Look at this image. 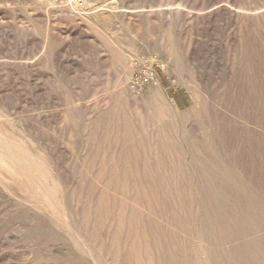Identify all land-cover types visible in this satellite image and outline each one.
I'll list each match as a JSON object with an SVG mask.
<instances>
[{
  "label": "rangeland",
  "instance_id": "374dc122",
  "mask_svg": "<svg viewBox=\"0 0 264 264\" xmlns=\"http://www.w3.org/2000/svg\"><path fill=\"white\" fill-rule=\"evenodd\" d=\"M61 2L0 0V264H193L197 223L216 264H264V212L221 158L201 184L183 146L173 159L148 152L162 124L135 110L150 98L151 68V98L189 109L187 130L204 147L217 113L226 148L264 187V106L247 98L251 86L264 90V0H79L73 14ZM236 63L241 90L227 95ZM200 74L224 112L192 101Z\"/></svg>",
  "mask_w": 264,
  "mask_h": 264
},
{
  "label": "bare ground",
  "instance_id": "6f19581e",
  "mask_svg": "<svg viewBox=\"0 0 264 264\" xmlns=\"http://www.w3.org/2000/svg\"><path fill=\"white\" fill-rule=\"evenodd\" d=\"M94 1V2H92ZM117 0H103L102 3H98V0H83V2L85 3L86 6H90V5H94L96 8H104V9H117L118 6L116 5ZM57 3V2H56ZM60 7L63 8V10L67 11L70 14L73 13H80V4H79V0H62ZM261 15V14H260ZM102 19H104L103 21L106 23L109 21V17L104 16ZM242 57V56H241ZM175 59V58H174ZM243 59H245L247 61V70H248V53H246V56H243ZM180 61V60H179ZM177 62V61H176ZM178 65V62H177ZM176 65V66H177ZM152 66V65H151ZM234 66V81L233 83H231L230 85V91L232 92L231 94L228 93L227 95H237L239 93L240 86V80H241V66L239 63H236L233 65ZM178 67V66H177ZM204 67V66H203ZM184 72V71H183ZM187 72V71H186ZM195 72V71H194ZM144 73L148 74L151 73V76L149 77V79L151 80H147L145 81V85L147 86L148 84H150L151 86L148 88V91L150 93V98L148 97L146 102L143 103H135V110L136 113L138 115L141 114V111L143 110V108L147 111L146 113H148L149 116H156L158 120V122L162 125H160V127H153V131H152V135H149L148 132V138L147 139V145L149 147H147L149 150L148 152L153 155V157L158 158L160 161L164 160L165 157H168L169 159H173L174 154L175 155H181L185 161V163L188 164V169L193 173V175L198 178L201 182V184L203 183V180H207V178L211 181L215 180L216 177L214 175V170H216V161L217 156L220 157V162L224 167V170L226 172H228V174L226 175L227 179H229L231 181V183H233L234 185L238 186L239 188H241L245 194L251 199V201L253 203H255L256 205H258L261 210L264 212V187H262V184L256 183L253 180V177L250 176L244 169L240 168L238 163L235 161L234 157V153L233 151L229 150L226 148L225 146V141H222V138L224 136V140H225V135H224V131L221 129V127L223 126V119L219 120L217 117V113L214 116L215 121H214V128H212V133L209 135V137H207L208 142H209V146L208 147H204L202 145H200L199 143H197L196 141H194L193 136L189 133V131L187 130V128L189 127V122L191 121V116L189 113V109L187 110H182L181 108L177 107L173 100L172 97L168 94L166 95L164 98H161L158 102L154 101L151 98V94L154 93L153 90V86H159L160 81L157 78V75L154 74L153 70L151 71V68H147ZM196 73V72H195ZM202 73V72H201ZM228 73V72H227ZM205 75V74H204ZM204 75L200 74L199 77H195L197 82V87L200 88L201 90H199L198 92H200L201 94H198L197 92H193L191 91V95H192V101H195L196 107L199 108V106L201 105V97H203L205 100H207L208 102H213L214 104H212L213 107V111L217 112V110L219 111H223L222 109H220L216 103H222L223 97H221V95L219 94V92L216 90V84L211 86L210 85V80L207 78H204ZM248 75V72H247ZM206 77V76H205ZM208 77V76H207ZM218 82V81H217ZM134 85V84H133ZM195 85V84H194ZM249 85V83H248ZM193 87V86H192ZM134 89L136 87H133ZM189 88V87H188ZM251 91L250 88L248 90V95L247 98L249 97V103L252 105L259 106L261 103V100L263 102V106H264V90H261L260 88H257L256 86L253 87L251 86ZM219 89V88H218ZM243 94V93H242ZM201 95V96H200ZM241 98V97H240ZM259 98V99H258ZM154 102H153V101ZM216 102V103H215ZM215 105V106H214ZM217 106V107H216ZM222 107V106H221ZM189 110V111H188ZM200 110V109H198ZM246 110V108H245ZM257 110H259L257 108ZM194 111V110H192ZM208 111V110H207ZM225 111V110H224ZM223 111V112H224ZM144 112V111H143ZM206 112V111H205ZM252 112V111H251ZM256 112V111H255ZM195 113V112H194ZM253 113V112H252ZM199 114V113H198ZM262 114L264 115V108L262 111ZM192 115V114H191ZM209 115V114H208ZM198 116V115H197ZM196 116V117H197ZM194 118V117H193ZM208 119V118H207ZM197 120V119H196ZM206 120V119H205ZM166 122L169 123L170 126H172L171 129V134L172 136L169 137V133H167L166 131L169 130L168 128L170 126L166 125ZM208 123V122H207ZM197 124V123H196ZM204 124V123H203ZM248 125V124H247ZM171 128V127H170ZM190 130V128H189ZM200 137V136H199ZM1 142V141H0ZM204 142V141H203ZM223 142V143H222ZM173 143H176L175 147H172ZM230 144V143H229ZM10 146V145H9ZM178 146H183L179 152L175 153L173 151V148H176ZM2 149V148H1ZM176 150V149H175ZM3 151V150H2ZM145 151V149H144ZM178 155V156H179ZM150 157H152L150 155ZM212 161H210V159ZM124 162V161H122ZM218 162V161H217ZM128 162H126L127 164ZM128 165V164H127ZM220 165V164H219ZM218 165V166H219ZM196 166L198 168H196ZM129 167V166H128ZM199 169V170H198ZM117 170V169H116ZM202 171V173L200 172ZM222 171V170H221ZM122 173V172H121ZM125 173V172H124ZM123 175V173H122ZM126 177V175H125ZM127 178V177H126ZM127 181L122 180V184H124ZM127 188V186H126ZM157 189V188H156ZM155 192V191H154ZM157 192V190H156ZM162 192V191H161ZM162 194V193H161ZM124 195V194H123ZM156 196V194H154ZM131 196L133 198L134 204H136L139 207H136V209L141 210V208H144V205L141 206L142 204L140 203L139 199H138V192H134V189L131 192ZM161 196V195H160ZM163 196V194H162ZM158 197V196H157ZM166 198V197H165ZM164 198V200H165ZM127 199V198H126ZM168 199V198H167ZM158 200V199H157ZM162 200V199H161ZM163 200V201H164ZM87 201V200H86ZM85 201V202H86ZM128 201V200H127ZM126 201V202H127ZM160 201V200H159ZM158 201V202H159ZM158 202L156 203V205L158 204ZM165 202H167L165 200ZM130 203V202H129ZM132 203V202H131ZM161 203V202H160ZM160 203L158 205H160ZM167 204V203H166ZM130 205V204H129ZM153 205V204H152ZM165 206V205H164ZM151 207V206H150ZM161 207V206H160ZM163 207V206H162ZM147 208V207H146ZM159 208V207H158ZM168 208V207H167ZM171 208V207H170ZM169 208V209H170ZM154 209V208H153ZM162 209V208H161ZM160 209V210H161ZM132 210V209H131ZM163 211V210H162ZM165 211V210H164ZM161 212V211H160ZM159 212V213H160ZM171 212V211H170ZM148 213L153 214V212H151L148 209ZM156 211L154 212L153 215L156 216ZM174 215V212H172ZM118 213H116L117 215ZM124 214V213H123ZM133 214V213H131ZM167 215V212L165 213ZM169 215V214H168ZM172 214H170L171 216ZM125 216V215H124ZM165 216V215H164ZM200 216V215H199ZM148 218V217H147ZM146 218V219H147ZM168 218V216H167ZM114 219V218H113ZM159 220H162L161 217L157 218ZM172 219V218H170ZM94 222V221H93ZM143 222V221H142ZM175 222V221H174ZM129 223V222H128ZM127 223V225H129ZM141 223V222H140ZM150 223V222H149ZM164 223V222H163ZM170 223V222H169ZM177 223V222H176ZM119 224V223H118ZM124 224V223H123ZM172 224V223H171ZM175 225V224H174ZM149 226V224H148ZM175 227V226H174ZM188 227V226H187ZM128 228V227H127ZM130 228V227H129ZM139 228V227H138ZM137 228V229H138ZM141 228V227H140ZM170 228V227H169ZM144 229L145 226H144ZM153 229V228H152ZM151 229V230H152ZM117 230V229H116ZM141 230V229H140ZM170 230V229H169ZM129 230L127 229L126 232H128ZM134 231V230H133ZM195 234H193L192 236V244H193V264H216L217 261H215V258L212 255V248H211V243L208 239L207 236V231L206 228L203 224L201 223H197L196 226V230H195ZM142 232V231H141ZM145 232V231H143ZM147 232V231H146ZM115 233V232H114ZM157 233V232H156ZM171 233V232H169ZM129 234V233H128ZM139 234V233H138ZM142 234V233H141ZM152 234V232H151ZM126 235V234H124ZM130 235V234H129ZM144 236V233L142 234ZM146 236V235H145ZM96 237V236H95ZM127 237V236H126ZM130 237V236H129ZM136 237V236H134ZM133 237V238H134ZM157 237V236H156ZM162 237V236H161ZM123 238V237H122ZM150 238V237H149ZM171 238V237H170ZM188 238V237H187ZM81 239V238H80ZM137 239V237H136ZM82 240V239H81ZM123 240V239H121ZM127 240H129V238H127ZM141 240V239H140ZM146 240V239H145ZM134 241V240H133ZM160 241V240H159ZM126 241H124L125 243ZM133 243V242H132ZM147 243L148 246L152 245L153 242L147 238ZM166 243V241H165ZM123 244V243H121ZM135 245V244H133ZM147 245V244H146ZM127 247V244L125 245ZM132 246V245H131ZM139 246V245H138ZM147 246V247H148ZM176 246V245H175ZM118 247V246H117ZM123 247V246H122ZM129 247V246H128ZM151 247V246H150ZM124 248V247H123ZM135 248V246H134ZM149 248V247H148ZM174 248V247H173ZM116 249V248H115ZM138 249V248H137ZM175 249V248H174ZM125 250V249H124ZM149 250V249H148ZM115 251V250H114ZM119 251V249H118ZM135 252V251H134ZM146 251H144L145 254ZM149 252V251H148ZM152 252V251H151ZM158 253V252H157ZM170 253V251H169ZM149 254V253H148ZM146 254V255H148ZM164 254V253H163ZM162 254V255H163ZM123 255V254H122ZM142 256V255H141ZM150 256V255H148ZM126 257V256H125ZM158 257V255H157ZM171 257V256H170ZM134 258V257H133ZM137 258V257H136ZM112 259V258H111ZM132 259V258H131ZM148 259V258H147ZM154 258H152L153 260ZM164 259V258H163ZM138 261V259H137ZM141 261V260H140ZM146 261V259L144 260V262ZM173 261V260H172ZM175 261V260H174ZM115 262V261H114ZM123 262V261H122ZM131 262V261H130ZM133 262V261H132ZM131 262V263H132ZM143 262V263H144ZM154 262V261H153ZM125 263V262H124ZM135 264V263H134ZM145 264V263H144ZM156 264V263H155ZM169 264V263H168ZM219 264V263H218Z\"/></svg>",
  "mask_w": 264,
  "mask_h": 264
}]
</instances>
